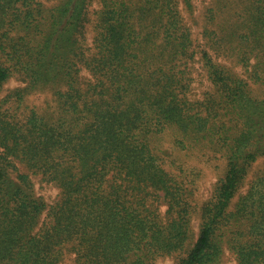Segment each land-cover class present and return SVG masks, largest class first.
<instances>
[{
	"label": "trees",
	"instance_id": "1",
	"mask_svg": "<svg viewBox=\"0 0 264 264\" xmlns=\"http://www.w3.org/2000/svg\"><path fill=\"white\" fill-rule=\"evenodd\" d=\"M263 160L264 0H0V264H264Z\"/></svg>",
	"mask_w": 264,
	"mask_h": 264
},
{
	"label": "rangeland",
	"instance_id": "2",
	"mask_svg": "<svg viewBox=\"0 0 264 264\" xmlns=\"http://www.w3.org/2000/svg\"><path fill=\"white\" fill-rule=\"evenodd\" d=\"M19 84L20 82L17 79H11L5 85L4 93H6L7 88L16 87ZM205 153L204 158L201 156L202 152H193L192 155H187V157L184 158L185 165L188 169L189 167L195 168V173L189 176L190 183H188V185H191L188 194L190 195L189 200H191L192 203V207L190 208L192 212V229L194 237L192 242H194L198 236L202 206L213 198L216 185L224 177L227 170V164L222 156V152L214 154L205 151ZM262 162H264V160L259 163ZM20 168L22 171H26L23 165H20ZM256 168L257 167L253 168V174ZM253 174L250 175L248 182L252 179ZM32 179L35 182L36 194L38 196L46 198L49 201L50 199L57 198L60 193L58 187L54 184L41 181V177L33 176ZM248 185L249 184H246V187L242 188L239 194L234 198L230 210L235 209L240 196L246 193ZM165 209L166 207H164L163 210ZM178 258L177 255L161 257L154 264H176ZM222 264H234V258L230 255V252H227L225 261Z\"/></svg>",
	"mask_w": 264,
	"mask_h": 264
}]
</instances>
